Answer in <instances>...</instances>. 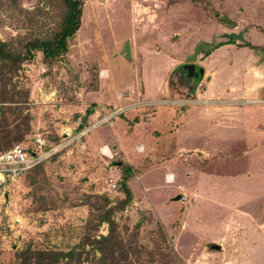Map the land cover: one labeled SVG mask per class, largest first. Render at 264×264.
<instances>
[{"label":"rangeland","instance_id":"obj_1","mask_svg":"<svg viewBox=\"0 0 264 264\" xmlns=\"http://www.w3.org/2000/svg\"><path fill=\"white\" fill-rule=\"evenodd\" d=\"M83 2L80 28L68 41V51L51 65L38 53L11 81L27 95L21 101L23 95L16 97L20 104L4 106L22 107L23 116H28L21 126L23 140L12 146L32 149L33 139L42 136L47 140L44 152L55 150V156L43 161L47 184L37 191L45 195L48 211H39L27 197L31 187L26 178L0 193V264H16L14 253L28 244L66 252L86 235L106 236L110 222L117 224L128 248L140 250V264H180L173 252L184 264H264V51L237 47L262 43L264 0ZM62 13L61 0H0V41L46 37L57 28ZM214 13L234 22L235 28L218 22ZM228 40L234 44L213 49ZM206 52L210 54L204 56ZM184 64L201 68L202 75L194 78V71L184 69ZM214 78L226 80L219 83L220 92L230 87V95L216 101L204 98ZM252 82L262 83L261 97L245 95ZM6 89L10 91L11 85ZM227 96L235 101L226 102ZM92 104L96 113L84 121ZM191 105L224 109L222 118L213 115L197 125L190 123L208 138L200 144L207 151L206 160L215 161L207 167L215 171L213 185L222 195L213 196L217 205H203L202 228H194L189 218L198 198L181 183L161 192L166 194L160 200L154 191L141 192L135 176L130 188L139 196L132 193L131 201L123 205L118 167L122 152L105 157L99 142L118 140L127 149L136 142L152 145L155 137L150 133L155 128L162 141L172 144L166 131L173 128L176 114ZM119 108L130 112L115 116V126H96L100 110ZM157 110L164 112L162 116L148 120ZM122 116L142 123L125 136ZM185 131L175 132L173 141L189 147L187 140L193 143L194 136ZM141 165L144 170L152 168L151 157ZM98 216L104 222L98 223ZM219 220L225 228H216ZM85 250L90 254L83 255L82 264L100 258L89 246ZM128 260L136 259L131 254Z\"/></svg>","mask_w":264,"mask_h":264},{"label":"trees","instance_id":"obj_2","mask_svg":"<svg viewBox=\"0 0 264 264\" xmlns=\"http://www.w3.org/2000/svg\"><path fill=\"white\" fill-rule=\"evenodd\" d=\"M61 3L63 13L58 19L57 28L50 35L43 38H31L25 42H20L18 38L11 41H0V152L12 147L13 143H20L23 140L24 133L21 126L24 121L28 120V116L22 114V107L4 106L8 103L20 104L18 100L16 101V97L23 95V98L19 99L21 101L27 95V92L23 89L16 90V86L11 83L12 79L17 76L21 67L32 62L38 53L41 54L44 63L53 64L68 51V41L74 37L80 28L83 0H61ZM214 14L217 21L223 25L227 27L235 26L234 22L221 17L218 13ZM227 44H234V42L228 40L225 43L213 46V49ZM237 47L264 51V44L256 47L249 43H242L238 44ZM209 54V52H206L204 56ZM8 85H11L10 91L6 89ZM193 91L191 89L190 93H193ZM95 107L96 105L92 104L86 109L84 121L95 114ZM54 154L49 157L52 158L55 156ZM43 161L24 171L20 177V180L27 179V183L31 187L27 197H30L37 204L41 212L49 209L45 195L42 193L37 194V191H41L44 185L47 184L46 175L42 171ZM118 167L122 169L120 188L125 196L122 199V204L126 205L132 198L130 182L136 174L139 175L144 171V167L142 165L133 167L122 163H119ZM97 222L102 223L104 220L101 216H98ZM108 225L110 227L106 236L92 239L89 235H86L79 244L66 252L55 248H33L31 244H28L22 250L14 253V262L16 264H82L86 260L83 255L90 254L85 250L89 246L94 252L100 253V258L95 261L90 260L88 264H140L138 259L140 250L127 247L124 239L120 237L116 223L110 222ZM170 250L171 252L174 251ZM131 254L134 255L136 260H128V255ZM173 255L180 264H184L174 252Z\"/></svg>","mask_w":264,"mask_h":264},{"label":"crops","instance_id":"obj_3","mask_svg":"<svg viewBox=\"0 0 264 264\" xmlns=\"http://www.w3.org/2000/svg\"><path fill=\"white\" fill-rule=\"evenodd\" d=\"M235 28V27H234ZM233 28V29H234ZM237 28V27H236ZM231 30V28H229ZM262 38L261 41L262 43L259 44V46L264 44V33L261 34ZM231 46V44H227ZM224 46V45H223ZM223 46L217 48L221 49ZM217 49H215L217 51ZM254 67L252 65L249 68ZM264 67V63H263ZM201 69V68H200ZM201 75H199L200 77ZM251 79H254V76L251 75ZM245 80V79H244ZM244 80L241 81V83L244 84ZM226 81V80H225ZM223 82L219 80H215V78L212 80V82H209V86L207 88V92L205 93L204 98H207L208 100L215 101L220 100L224 95H230V87L224 88V92L221 93L220 89L222 88L223 84L226 82ZM219 83H223L222 86L219 85ZM230 83V82H228ZM218 85V86H216ZM238 86V85H237ZM245 86V85H242ZM221 87V88H220ZM262 83H258L255 85V82H252V86L250 85V92L245 95H252V96H257L261 97L262 94ZM223 90V88H222ZM241 90V93H247V91ZM158 95V94H154ZM237 96V95H236ZM158 97V96H157ZM202 97V96H201ZM227 101L226 102H232L235 101V97H229L227 96ZM195 101L193 99H190L189 102ZM210 104H216L214 102H211ZM195 107V108H193ZM165 111V109H163ZM223 108H218V109H213V108H208L207 106H202V105H191V108L183 109L180 110L181 112L176 114L174 120L171 121L173 128L166 131L169 135V137L172 136V144L168 141H162V133L158 132L153 129L152 134L153 137H155L154 142H152V145L150 143H145V142H136L133 144V147L130 149H127L119 144V141L116 140V142L112 140L108 141H102L100 140V144L102 145L101 147H104V149H107L111 154H114V152H122V163H128L129 166L137 167L138 165H141L142 161L144 160L145 157L149 156L151 157L152 160V168L148 170H144L141 174L135 175L137 176L136 180L141 182V188L140 191L142 192L143 190H151L152 192L154 191L155 195L158 196V199H162L165 197V194H162L161 192H164V190H167L169 192L171 188L173 189L177 184L181 183L183 188L189 193L193 194L196 196L197 199V206L196 207H191L189 210V218L192 220L195 225H193L194 228H202V222H203V212H205V209L203 208V205L206 204L207 206L210 205H217V202L214 201L215 199L213 196L221 197L220 190L217 189L213 185L214 181V172L212 171L211 166L207 167L209 164L214 165L215 161L212 163H209L207 159V151L202 149L203 143H207L208 138L205 136H200L201 132L198 131V128L196 126H190L192 123H202L203 121H208V119L214 117L213 115H219L221 118L224 116L223 113ZM225 111L230 112L232 111L231 109H225ZM129 111H126L124 113H128ZM162 110H157L154 115L150 116L147 118L148 120L151 118H154L156 116H162L161 114ZM167 113H169L166 110ZM164 113V112H162ZM176 113V111H175ZM231 113V112H230ZM126 117L122 116V134L127 136L129 132H132L135 127L140 125L142 123L141 119H136L134 122L129 119L128 121L125 120ZM187 118V119H186ZM146 120V119H145ZM225 121H228L227 117H224ZM167 122V121H165ZM170 122V121H168ZM191 123V124H190ZM222 122L216 121V124H220ZM115 126V123H113ZM187 125V126H186ZM113 126V128H114ZM219 126V125H218ZM102 127V126H100ZM182 129H186L185 134L193 137V143H189L187 140V144L189 147L182 146L178 144V142L173 141V137L175 132H178ZM114 138H116L117 134L114 130H112ZM205 133V132H204ZM182 135V133H181ZM118 137V136H117ZM185 138V137H184ZM187 139V138H186ZM197 140V141H196ZM202 142V145L200 144ZM170 143V144H169ZM186 144V143H185ZM160 146L161 149L160 150ZM171 147L170 151H168L169 148L164 149L165 147ZM176 147V149H175ZM137 148L141 150V152L137 151ZM185 148H188L185 150ZM111 150V151H110ZM145 153L142 154L144 156H140L142 152ZM112 151H114L112 153ZM131 156L139 157L133 158ZM125 161V162H124ZM181 172V173H180ZM171 179V180H170ZM174 183L173 185H167L166 183ZM134 187V186H133ZM143 188V190H142ZM163 190V191H162ZM133 196H139V192L136 191L135 188H133ZM217 194V195H216ZM164 195V196H163ZM182 195V194H181ZM124 194L122 193V198H124ZM225 198V196H224ZM229 201H232V198H229ZM177 201V199H175ZM225 200V199H223ZM164 202V203H163ZM216 202V203H215ZM163 207H166L165 201L162 200ZM158 208L155 209L157 217L160 219V211L157 210ZM192 212V213H191ZM193 215V216H192ZM232 219L235 216H231ZM223 220V219H222ZM220 221V220H219ZM226 222V220H224ZM224 222L220 221V224L216 226V228H225Z\"/></svg>","mask_w":264,"mask_h":264},{"label":"built area","instance_id":"obj_4","mask_svg":"<svg viewBox=\"0 0 264 264\" xmlns=\"http://www.w3.org/2000/svg\"><path fill=\"white\" fill-rule=\"evenodd\" d=\"M261 102L264 103V99ZM125 111L126 109L123 111L122 108L112 109L109 113L100 110L99 115H101H97L100 119L97 121L98 123L96 122V126H101L102 124L111 125L113 123V118ZM93 128H95V126ZM32 145V149H29L20 144H15L9 149L0 152V193L5 190L6 186L13 185L15 182L19 181L24 171L31 169L55 153V150L48 154L44 152L47 140L42 136L35 137L32 141ZM104 148L105 146L101 148V154L111 158L113 154L105 153L103 151ZM137 151L141 152L139 148H137ZM110 187L115 189L116 184L112 183ZM185 199V196L181 197L182 201H185Z\"/></svg>","mask_w":264,"mask_h":264},{"label":"water","instance_id":"obj_5","mask_svg":"<svg viewBox=\"0 0 264 264\" xmlns=\"http://www.w3.org/2000/svg\"><path fill=\"white\" fill-rule=\"evenodd\" d=\"M182 67L184 68V69H190V71L192 72V71H194V77H195V69H194V66L193 65H189V64H184V65H182ZM189 67V68H188ZM189 71V72H190ZM193 73V72H192ZM198 75H202V69H200L199 71H198ZM176 199H178V198H176ZM212 248H215V249H219V246H217V245H212L211 246Z\"/></svg>","mask_w":264,"mask_h":264},{"label":"flooded vegetation","instance_id":"obj_6","mask_svg":"<svg viewBox=\"0 0 264 264\" xmlns=\"http://www.w3.org/2000/svg\"><path fill=\"white\" fill-rule=\"evenodd\" d=\"M199 69H200L199 67H196V69H195V77L194 78H196V79L199 78V75H198V70Z\"/></svg>","mask_w":264,"mask_h":264},{"label":"bare ground","instance_id":"obj_7","mask_svg":"<svg viewBox=\"0 0 264 264\" xmlns=\"http://www.w3.org/2000/svg\"><path fill=\"white\" fill-rule=\"evenodd\" d=\"M105 153L110 154V152L107 149L103 150ZM111 151V150H110Z\"/></svg>","mask_w":264,"mask_h":264}]
</instances>
